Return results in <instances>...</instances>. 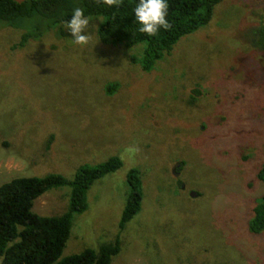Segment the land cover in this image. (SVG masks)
Listing matches in <instances>:
<instances>
[{"label": "rangeland", "instance_id": "rangeland-1", "mask_svg": "<svg viewBox=\"0 0 264 264\" xmlns=\"http://www.w3.org/2000/svg\"><path fill=\"white\" fill-rule=\"evenodd\" d=\"M101 22L90 18L81 47L62 24L21 45L33 23L0 21V185L72 179L118 155L123 166L89 189L62 258L116 240L137 168L142 209L112 264H264V232L249 229L264 195V0H223L151 71L145 44L104 45ZM70 191L46 192L33 211L62 215Z\"/></svg>", "mask_w": 264, "mask_h": 264}, {"label": "trees", "instance_id": "trees-1", "mask_svg": "<svg viewBox=\"0 0 264 264\" xmlns=\"http://www.w3.org/2000/svg\"><path fill=\"white\" fill-rule=\"evenodd\" d=\"M223 0H168L171 28L160 29L154 37L138 31L133 8L137 0H118L109 6L103 0H0V21L19 28L31 21L34 29L23 36L21 45L30 38L41 37L46 31L71 19L74 8L84 9L90 18H102L97 34L104 45L135 47L145 44L141 65L151 71L156 62L170 54L184 37L210 23L215 7ZM258 45L264 50V25L258 29ZM111 85L109 91H115ZM120 156H112L97 165H81L74 178L50 173L43 177H17L0 185V264H112L122 250L121 233L141 211L144 200L143 177L140 169L128 174L130 192L120 220V235L114 242L98 250L62 258L70 239L76 214L88 209L87 194L93 183L123 166ZM258 178L264 183V167ZM59 187L70 188V202L59 216H42L33 211L37 198ZM251 214V212H250ZM254 235L264 232V195L254 207L249 222Z\"/></svg>", "mask_w": 264, "mask_h": 264}, {"label": "clouds", "instance_id": "clouds-1", "mask_svg": "<svg viewBox=\"0 0 264 264\" xmlns=\"http://www.w3.org/2000/svg\"><path fill=\"white\" fill-rule=\"evenodd\" d=\"M109 6L116 3V0H103ZM168 0H137L133 8L134 23L138 25L140 33L149 37L156 36L160 29L168 30L171 24L168 20ZM90 17L85 15L84 9L76 7L71 13L70 20L62 22L64 31L71 34L75 45L87 46L92 37L88 33Z\"/></svg>", "mask_w": 264, "mask_h": 264}, {"label": "water", "instance_id": "water-1", "mask_svg": "<svg viewBox=\"0 0 264 264\" xmlns=\"http://www.w3.org/2000/svg\"><path fill=\"white\" fill-rule=\"evenodd\" d=\"M192 196H197V193L196 192H192Z\"/></svg>", "mask_w": 264, "mask_h": 264}]
</instances>
